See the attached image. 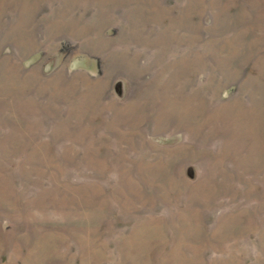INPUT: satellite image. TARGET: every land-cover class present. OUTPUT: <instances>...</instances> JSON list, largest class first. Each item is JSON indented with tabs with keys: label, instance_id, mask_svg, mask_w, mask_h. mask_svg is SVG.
Wrapping results in <instances>:
<instances>
[{
	"label": "rangeland",
	"instance_id": "374dc122",
	"mask_svg": "<svg viewBox=\"0 0 264 264\" xmlns=\"http://www.w3.org/2000/svg\"><path fill=\"white\" fill-rule=\"evenodd\" d=\"M0 264H264V0H0Z\"/></svg>",
	"mask_w": 264,
	"mask_h": 264
}]
</instances>
